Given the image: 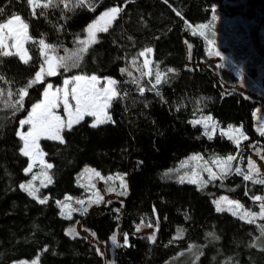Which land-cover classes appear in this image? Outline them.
I'll return each instance as SVG.
<instances>
[{"label":"trees","instance_id":"16d2710c","mask_svg":"<svg viewBox=\"0 0 264 264\" xmlns=\"http://www.w3.org/2000/svg\"><path fill=\"white\" fill-rule=\"evenodd\" d=\"M67 3L65 8L57 0L48 8H35L33 15L26 0H0L3 17L21 15L29 24L30 37L28 63L16 55L0 56V264L36 255L40 264H102L93 242L65 233L76 221L106 244L116 227H121L114 264H264V251L249 246L260 236L264 219L248 223L226 211L217 212L212 203L221 192L248 201L255 194L264 197V185L254 182L261 178L252 175L253 180H243L248 174L247 153L241 146L219 133L209 138L200 125L192 123L198 114L209 113L222 124H240L247 134L243 142L264 149V136L253 126V111L260 104L237 90L223 88L218 77L200 64L206 46L191 28L211 20L213 12L241 16L253 35V61L264 66V37L259 34L264 29V0L236 4L223 0H86L83 7L78 0ZM113 6L123 11L107 33L97 34L98 42L87 47L75 68H60L51 76L42 73L36 79L42 63L41 39L48 45L70 47L85 35L88 24ZM184 40L192 44L191 67L186 66ZM149 47L153 49L152 71L146 76L141 72L132 75V62ZM217 70L222 80H237L228 69ZM76 71L116 78L119 95L111 102L113 122L92 127L87 117L71 130H63V143L42 139L45 157L53 167L52 182L40 189L47 202L40 204L19 188L26 177L27 157L19 151L17 127L41 98L47 81L59 82ZM157 73H161L159 85ZM21 88L28 95L14 109L11 105L20 99L16 93ZM260 109L264 112V107ZM199 150L236 153L240 173L230 171L223 180L205 187L178 183V162ZM85 165L103 176L122 172L128 194L122 203L112 201L90 212L62 217L58 202L66 194L81 193L76 179ZM140 224L155 227L152 240L132 233Z\"/></svg>","mask_w":264,"mask_h":264},{"label":"rangeland","instance_id":"374dc122","mask_svg":"<svg viewBox=\"0 0 264 264\" xmlns=\"http://www.w3.org/2000/svg\"><path fill=\"white\" fill-rule=\"evenodd\" d=\"M244 0H223L224 3L228 4H236L240 3ZM47 0H40V3H45ZM33 9V6H30ZM212 19L209 21L197 23L191 25L193 31H196L198 34L200 31L204 32L202 38L204 39L206 46V57L200 60V64L204 67L209 68L219 79L221 85L225 89H232L241 92L245 97L256 100L259 102L261 107H264V66L262 64H255L253 61V35L249 33L248 24L246 21L241 19L239 15L233 16H222L217 12L212 13ZM200 25H206L205 28H200ZM98 34V33H97ZM262 37H264V29H260L259 33ZM87 31L83 37L77 38L74 44L70 47H56L53 46L56 50V54L59 56H68L73 53H80V49L84 46L79 43L80 40H84L87 38ZM200 35V34H199ZM99 36H97V39ZM212 41V44H209V41ZM27 42V41H26ZM26 42H24V49L28 51L26 47ZM13 43L12 40L8 41L10 47L7 49L11 52H16L15 48L11 47ZM46 44V43H45ZM52 46V45H51ZM151 48V47H149ZM184 48L186 53V66L191 67V53H192V44L187 40H184ZM67 50V51H66ZM216 52H219L220 55L217 56ZM43 53H48L49 56L52 55L50 49L44 48L43 45H40V56L42 59L41 68L44 69L43 75H47L48 65L45 63L47 57ZM83 53V52H82ZM80 53V57L82 56ZM28 57H30V53L28 51ZM26 59H28L26 57ZM78 59V60H79ZM76 60V61H78ZM145 60L149 63L145 65ZM152 52L147 53L144 56H138V58L132 62L130 66L132 75L135 72H141L143 76L149 75L150 71H152ZM69 67L66 71H69L75 68V65L72 64V61H68ZM219 68H226L231 71L236 77L237 80L234 82H226L221 79L219 75ZM60 70V68L58 69ZM57 70V71H58ZM57 73V72H56ZM160 77H161V73ZM85 76L91 77L95 75L98 77L97 87L102 88L107 86V79L111 78L116 81V78L113 76H100L96 73H85L76 71L71 74L64 75L59 82H53L51 80L47 81L43 91L41 98L34 102L29 108L28 112L23 116L20 120L26 119L31 112V108L34 104L40 103L44 99V91L48 88V85H52V88L49 89L50 92H55L56 89H60V93L58 94L61 97L60 106L54 109V112L62 118V121L67 124L69 119L68 113L65 111L63 107V92L67 87L70 91L72 87L75 85L71 83L72 78L75 76ZM65 80H69L70 83L68 85L64 84ZM69 104L71 105L70 111H72L73 116L72 119L75 124V100L72 99L71 95L68 97ZM259 107H256L253 111V126L255 130L258 128L264 127V112ZM110 106L107 109V113L111 115ZM112 116V115H111ZM89 117V123L92 125L95 121L94 117H90L85 115L82 120ZM207 117H211V120H207ZM19 120V121H20ZM80 120V121H82ZM113 120V119H112ZM200 120L202 123L197 124L200 125L202 131L209 137H212L216 133L222 134L225 137H232V142L236 145L241 146V148L247 153V161L246 168L248 174H252L254 176H259V178H264V149L254 143H246L243 142L247 138V134L243 131L240 124L235 123H227L222 124L218 118L209 113H200L197 116L192 118V123L196 124L195 121ZM207 124V127H205ZM28 125H24L21 127L20 123L17 127L18 131H27ZM67 128V127H65ZM64 128V129H65ZM214 129V130H213ZM63 132V131H62ZM61 132V136H62ZM243 134V135H241ZM63 137V136H62ZM246 137V138H245ZM41 138L39 141L40 150L44 153V150L41 145ZM23 146V141H21V147ZM233 156L234 159L227 164L224 161H227L228 156ZM236 153H229L227 155H221L212 151H195L188 156L181 159L175 169V180L178 183H189V180L196 179L197 183L195 184L198 187H205L209 184H213L218 180H223L225 174L230 171H235L237 168H240L238 164H236ZM196 157V159H193ZM44 165L42 166L37 160L35 162V166L32 169L31 173L26 174V177L21 181V183H27L31 180L33 175L38 176V179L32 181L33 186L38 189L36 194V200L42 199L47 196L40 195V189L46 187L48 184L47 177L50 176V169L46 167L50 162L46 159L45 154L43 156ZM214 161H220L219 163H215ZM31 159L27 157V165L31 163ZM251 162V163H250ZM51 164V163H50ZM25 166V168L27 167ZM24 168V169H25ZM250 168L252 169L250 173ZM206 169H211L212 173L215 174L216 179H210L209 173ZM94 170V171H93ZM96 172H99L96 168L85 165L79 171L77 175V183L82 187L81 193L79 195L66 194L59 202V213L62 217L68 218L69 215L72 216L76 212H90L94 208H100L103 205H107L112 201L123 202L125 197L128 194V185L124 178V174L122 172H116L111 175L97 176ZM25 173V172H24ZM45 173L47 175H45ZM181 178H183V182H181ZM52 179V177H51ZM43 181V184H42ZM123 181V184H122ZM206 182V183H205ZM20 183V184H21ZM193 184V183H192ZM46 185V186H45ZM255 196H263L261 194H255L251 196L250 200H246L240 198L238 196H234L227 192H221L215 195L212 198V203L214 208L216 209L217 201H221L222 211H226L233 215V211L236 212V217L241 219V216H244L246 212H254L257 215L255 217L244 216L245 221L252 219L253 222L257 223L260 220H263L264 217L259 215L261 209L260 204L264 203L262 201H256L254 199ZM227 198L228 200H233L239 202L241 205L240 209L228 210L229 206L226 201L222 200V198ZM77 201H83V203H78ZM116 209V208H114ZM119 209H117L118 211ZM120 231L121 227L117 226L113 234L110 236L108 243L106 244L103 241L97 239L96 235L86 226H83L80 221H76L71 225H68L65 228V233L71 237L74 236H83L87 240L93 242L96 246L98 253L102 257V264H114L115 263V254H114V245L120 240ZM134 235H147L150 240L154 238L155 227L146 224H140L138 228L132 232ZM116 236V243L112 242L111 237ZM107 245V246H106ZM10 264H40L39 256L36 255L33 258L26 259H16L13 260Z\"/></svg>","mask_w":264,"mask_h":264},{"label":"snow or ice","instance_id":"6c2138e0","mask_svg":"<svg viewBox=\"0 0 264 264\" xmlns=\"http://www.w3.org/2000/svg\"><path fill=\"white\" fill-rule=\"evenodd\" d=\"M27 4L33 6V15H35V8H48L56 4L57 0H47L46 3L41 4L40 0H26ZM167 2V0H165ZM59 3H63L65 8L68 7L67 0H59ZM86 3V0H78V5L83 7ZM74 10V9H73ZM95 11V8L91 9ZM123 11L121 7L113 6L107 8L105 11L101 12L100 15L93 20L90 24L87 25V38L84 40H80L79 43L84 47L80 49V53L87 51V47L90 44H94L98 42L97 33H107L112 23L118 19L119 14ZM4 9L0 8V56L8 57L12 55L19 56L20 60L24 63H28V51L24 49V42L30 39L28 35L29 24L22 18L21 15L16 13H11L7 18L3 17ZM43 14V13H41ZM177 15H180L177 12ZM200 28L207 27L206 25H200ZM195 34V33H194ZM201 36L204 35L203 31L199 33ZM12 40L11 44L12 48H15L16 52L8 51L7 49L10 47L8 41ZM40 45H43L44 48L50 49L52 55L49 56L48 53H43L47 59L45 63H47V75H55L59 68L68 69L69 64L68 61H72V64H76V60L79 59L80 53H73L68 56H59L56 54V50L53 46L45 44V41L41 39L39 41ZM209 44H212V41H209ZM67 51V50H66ZM152 48H147L144 51L139 52L140 56H144L147 53L152 52ZM216 55L219 56L220 53L216 52ZM26 57L28 59H26ZM145 65L149 62L145 60ZM169 71H172L169 69ZM44 69L41 68L40 71L36 73V79L40 80L42 78V73ZM70 83L69 80H65L64 84L68 85ZM71 83L75 86L71 88L69 91L66 87L63 92V107L65 111L68 113V121L67 124L62 121V118L54 112V109L60 106L61 97L58 95L60 93V89H56L55 92H50L49 89L52 88V85H48V88L44 91V99L40 103H36L32 106L31 112L29 113L26 119H22L19 121L21 127L24 125H28L27 131H18L16 135L19 137L21 141H23V146L20 147L19 151L24 157H29L31 159V163H28L27 167L24 169L25 174L31 173L32 169L35 166V162L39 160L40 164L44 165L43 156L44 153L40 150L39 141L43 137L49 140H56L63 143V137L61 136V132L65 127L71 130L73 127V113L70 111L71 105L69 104V95H71L72 99L75 100V123H79L80 120L84 118L85 115L94 117L95 121L91 125L92 127H97L98 125H103L107 123L113 122L112 116L107 113V109L110 106V103L114 98H117L119 93L116 89L117 81L109 78L107 79V86L98 88V77L92 75L91 77L75 76L72 78ZM161 83L160 74H156V84L159 85ZM155 90V86L153 89ZM143 89H141V93H143ZM20 99L16 102V104L11 105L12 108H16L17 105L23 104L24 97L28 95L26 88H21L16 93ZM160 93L157 92V95ZM11 95V93H10ZM211 117H207V120H211ZM196 124L202 123V121H195ZM207 127V124H205ZM214 130V129H213ZM261 136H264V127L257 129ZM243 135V134H241ZM211 138V137H209ZM232 139V137H229ZM246 138V137H245ZM196 159V157H193ZM234 159L233 156H228L227 161H224L225 164L232 161ZM215 163H219L220 161H214ZM251 163V162H250ZM46 167L51 169L53 167L52 164H47ZM209 173L210 179H216L214 173H212L211 169H206ZM94 171V170H93ZM236 173H240V169L237 168ZM252 169L250 168V173ZM45 175H47L45 173ZM96 175L99 176L100 173L96 172ZM38 179V176L33 175L31 180L27 183H21L19 188L25 191L29 196L36 198V194L38 189L33 186L32 181ZM48 183L52 182L50 176L47 177ZM243 180L251 181L253 180L252 174H244ZM181 182H183V178H181ZM257 184L264 185V178L257 179L254 181ZM189 183L196 184V179L189 180ZM206 183V182H205ZM43 184V181H42ZM123 184V181H122ZM46 186V185H45ZM47 197L39 199L40 204H45L47 202ZM254 199L256 201L264 200V197L255 196ZM222 200L226 201L229 208L228 210L240 209L241 205L237 201L228 200L226 197L222 198ZM78 203H83V201H77ZM217 207L216 211H222L221 201L216 202ZM260 213L261 217H264V203L260 204ZM233 215H236V212L233 211ZM257 214L254 212H246L244 216L255 217ZM244 216H241V219H244ZM68 218H71L69 215ZM248 223H253L252 219L248 220ZM209 236H214L213 233H208ZM112 242L116 243V236L113 235L111 237ZM128 243L127 234H124V244ZM250 247L259 246L262 251H264V226L260 229V236L256 237L253 242L249 245ZM199 255V253H197Z\"/></svg>","mask_w":264,"mask_h":264},{"label":"water","instance_id":"95a60500","mask_svg":"<svg viewBox=\"0 0 264 264\" xmlns=\"http://www.w3.org/2000/svg\"><path fill=\"white\" fill-rule=\"evenodd\" d=\"M40 71V70H39Z\"/></svg>","mask_w":264,"mask_h":264}]
</instances>
